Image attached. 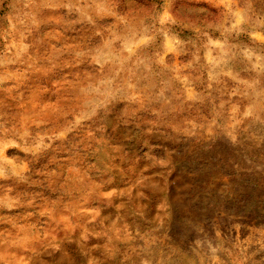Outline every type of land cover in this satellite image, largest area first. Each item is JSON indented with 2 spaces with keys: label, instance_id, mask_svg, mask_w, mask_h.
<instances>
[{
  "label": "rangeland",
  "instance_id": "374dc122",
  "mask_svg": "<svg viewBox=\"0 0 264 264\" xmlns=\"http://www.w3.org/2000/svg\"><path fill=\"white\" fill-rule=\"evenodd\" d=\"M0 264H264V0H0Z\"/></svg>",
  "mask_w": 264,
  "mask_h": 264
}]
</instances>
